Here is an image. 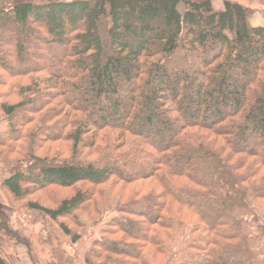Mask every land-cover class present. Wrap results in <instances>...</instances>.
<instances>
[{
  "label": "trees",
  "instance_id": "obj_1",
  "mask_svg": "<svg viewBox=\"0 0 264 264\" xmlns=\"http://www.w3.org/2000/svg\"><path fill=\"white\" fill-rule=\"evenodd\" d=\"M0 1V146L26 142L2 183L15 200L91 185L55 208L28 204L57 221L110 180L154 179L159 193L115 211L85 264H264V217L253 210L264 199V26L250 24L249 7ZM58 142L64 151L39 156ZM177 230L187 237L176 249ZM0 264L10 263L0 254Z\"/></svg>",
  "mask_w": 264,
  "mask_h": 264
},
{
  "label": "rangeland",
  "instance_id": "obj_2",
  "mask_svg": "<svg viewBox=\"0 0 264 264\" xmlns=\"http://www.w3.org/2000/svg\"><path fill=\"white\" fill-rule=\"evenodd\" d=\"M251 9L250 24L253 26H264V0H232ZM0 1V5L3 4ZM215 10H223V0H214ZM180 11L185 10L184 4L179 7ZM0 76L7 77L0 70ZM6 80V79H5ZM26 82L25 80H23ZM0 91L7 92L6 88ZM11 101H18L17 97L8 98ZM0 113V134L7 127V122ZM35 126L29 125L26 131ZM12 144L0 146V218L5 221L0 231V254L10 264H85L93 244L104 237L106 224L115 216V211L119 210L131 199H137L148 195L150 192H158L159 187L154 179L138 180L135 183H121L110 180L107 183L95 188L94 199L79 208L74 218H60L57 221L40 212L29 209V203H38L45 208H55L63 199L71 197L77 190L90 188L89 184H78L71 188L49 186L44 189H37L23 200H15L8 190L2 187V183L10 175V167L23 158L22 146L26 142L13 141ZM66 142L47 144L44 150L39 151V156H44L48 149L65 150ZM10 145L15 149L10 151ZM16 151V152H15ZM63 159L69 158L63 156ZM96 154L87 157V161H95ZM264 175V169H261ZM159 193V192H158ZM255 213L264 217V199L254 203ZM261 216V217H262ZM66 225L72 235H66L61 229V225ZM255 234V229L253 230ZM77 235V238H75ZM123 233L111 236V239H123ZM174 243L169 246L183 247L187 237L186 231L177 230L174 235ZM176 244V245H175ZM152 248L147 247L145 252ZM103 259L97 260L98 264L103 263Z\"/></svg>",
  "mask_w": 264,
  "mask_h": 264
}]
</instances>
